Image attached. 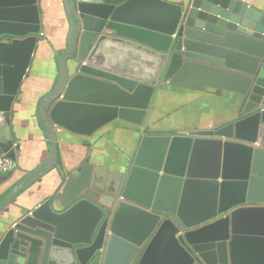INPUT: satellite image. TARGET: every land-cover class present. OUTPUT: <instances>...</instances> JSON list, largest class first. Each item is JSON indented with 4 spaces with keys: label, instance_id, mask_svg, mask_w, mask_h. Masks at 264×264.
I'll use <instances>...</instances> for the list:
<instances>
[{
    "label": "water",
    "instance_id": "95a60500",
    "mask_svg": "<svg viewBox=\"0 0 264 264\" xmlns=\"http://www.w3.org/2000/svg\"><path fill=\"white\" fill-rule=\"evenodd\" d=\"M63 2L69 44L50 93L54 103L41 112L51 133L57 125L90 136L118 118L138 122L182 44L195 50L196 38L203 45L216 43L213 37L252 41L260 59L247 85L225 81L245 95L239 119L166 137V147L148 160L152 139L143 137L113 210L85 197L59 212L50 200L23 209L0 237V264H264V13L240 0ZM27 19L36 33V0H0V63L21 45L15 38L25 34ZM14 96L0 91V110L8 112ZM6 137L0 150L15 160ZM53 162L31 172L0 209ZM197 178L213 185L214 211L190 224L181 205Z\"/></svg>",
    "mask_w": 264,
    "mask_h": 264
},
{
    "label": "crops",
    "instance_id": "0c3cea01",
    "mask_svg": "<svg viewBox=\"0 0 264 264\" xmlns=\"http://www.w3.org/2000/svg\"><path fill=\"white\" fill-rule=\"evenodd\" d=\"M240 1L264 13V0ZM36 11L38 31H29L28 27L35 24L28 19L23 21L27 30L15 38L22 41L21 45L4 54L0 63L3 69L0 91H15L9 111L0 110L4 113L0 144L8 142L9 134L16 164L14 172L0 176V203L24 184L31 172L48 161L54 162L0 209V237L18 213L33 209L45 200H50L58 212L80 197L113 210L121 200L123 185L143 137L152 139L144 149V159L148 160L159 147H166V137L171 139L187 131L216 130L241 117L245 95L238 93L232 82L225 81L233 77L247 85V73L260 55L252 41L228 43L223 37L215 40L217 48L198 43L205 46L203 51L186 48L183 43L181 54L175 56L171 71L155 89L138 122L118 118L90 136L74 134L57 125H53L51 133L41 112L50 107L46 102L51 101L50 93L58 81L59 62L63 61L69 44V26L63 0H36ZM16 17L26 18V15ZM32 38L35 40H28ZM185 57L189 61L177 66ZM180 70H187L185 76H179ZM205 180L208 179L193 180L183 195V217L190 224L203 223L213 214L210 203L215 198L214 187ZM140 184L141 179L135 180L134 191L137 192Z\"/></svg>",
    "mask_w": 264,
    "mask_h": 264
},
{
    "label": "built area",
    "instance_id": "2783aa9c",
    "mask_svg": "<svg viewBox=\"0 0 264 264\" xmlns=\"http://www.w3.org/2000/svg\"><path fill=\"white\" fill-rule=\"evenodd\" d=\"M4 123V113L0 111V126ZM16 169L14 160L6 157L5 153L0 151V176L9 175Z\"/></svg>",
    "mask_w": 264,
    "mask_h": 264
},
{
    "label": "rangeland",
    "instance_id": "374dc122",
    "mask_svg": "<svg viewBox=\"0 0 264 264\" xmlns=\"http://www.w3.org/2000/svg\"><path fill=\"white\" fill-rule=\"evenodd\" d=\"M193 39L195 38V37H192ZM191 38V39H192ZM226 38H228V37H226ZM198 38H196L195 39V41L193 40V41H190V42H195V44L193 45L194 47H196L195 48V50H199V51H203V48L205 47V46H201L200 44H198L199 42H198V40H197ZM213 39H218L217 37L215 38V37H213ZM202 41V40H201ZM211 46H214V47H216V46H218L216 43H214V42H211V44H210ZM199 46V47H198ZM210 48H213V47H210ZM217 48V47H216ZM214 49V48H213ZM196 59H198V57H197V55H196ZM186 60H188L189 61V59L187 58V57H185L184 58V61L183 60H179V62L177 63V66H181L182 65V63H185L186 62ZM187 72V70H184V71H182V70H180V72H179V76L180 77H183V76H185V75H183V74H185Z\"/></svg>",
    "mask_w": 264,
    "mask_h": 264
},
{
    "label": "trees",
    "instance_id": "16d2710c",
    "mask_svg": "<svg viewBox=\"0 0 264 264\" xmlns=\"http://www.w3.org/2000/svg\"><path fill=\"white\" fill-rule=\"evenodd\" d=\"M10 175V174H9ZM8 175H5V177H7Z\"/></svg>",
    "mask_w": 264,
    "mask_h": 264
}]
</instances>
